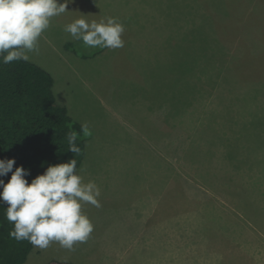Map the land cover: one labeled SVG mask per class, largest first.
Wrapping results in <instances>:
<instances>
[{
	"label": "rangeland",
	"instance_id": "374dc122",
	"mask_svg": "<svg viewBox=\"0 0 264 264\" xmlns=\"http://www.w3.org/2000/svg\"><path fill=\"white\" fill-rule=\"evenodd\" d=\"M180 1L74 0L28 53L91 130L77 173L101 207L83 206L87 242L34 247L25 264H195L192 246L228 249L216 264H264V0ZM82 17L118 18L124 47L72 39L64 27Z\"/></svg>",
	"mask_w": 264,
	"mask_h": 264
},
{
	"label": "clouds",
	"instance_id": "9594fccd",
	"mask_svg": "<svg viewBox=\"0 0 264 264\" xmlns=\"http://www.w3.org/2000/svg\"><path fill=\"white\" fill-rule=\"evenodd\" d=\"M70 2L74 0H0V62L28 61V53L38 51V42L52 18L69 11ZM64 31L87 48L114 50L125 44V26L115 17L99 22L78 18L65 25ZM81 132L91 135L87 123L81 125ZM78 136L76 131L67 134L68 151L75 155L81 152L76 144ZM15 164L14 158L0 159V177L12 173L7 183L0 179V201L8 205L5 217L14 226L9 236L41 250L55 242L74 251L77 244L87 242L94 225L83 206L101 207V191L94 180L84 182L76 171V159L49 165L31 183L26 179L30 171L23 166L13 171Z\"/></svg>",
	"mask_w": 264,
	"mask_h": 264
},
{
	"label": "trees",
	"instance_id": "16d2710c",
	"mask_svg": "<svg viewBox=\"0 0 264 264\" xmlns=\"http://www.w3.org/2000/svg\"><path fill=\"white\" fill-rule=\"evenodd\" d=\"M185 2L187 8L188 1ZM208 13L214 12H201V16L197 12L192 16L198 18L200 28L204 29L205 25L220 33L221 29L216 28L217 18L210 17ZM231 14L228 11L216 15L223 20ZM173 79L178 80L179 77ZM53 86L52 75L29 60L10 64L0 62V159L14 158L16 164L13 171L20 166L29 170L30 175L26 176L29 183L43 174L49 165L65 163L73 158L77 161V171L85 156L89 136L83 135L82 124L72 119L68 109L57 104ZM69 131L79 133L76 141L81 149L79 154L68 151ZM11 175L10 172L0 179L7 183ZM6 207L8 205L0 201V264H25L34 247L26 240L18 242L9 236L14 226L5 217ZM50 264L72 263L53 261Z\"/></svg>",
	"mask_w": 264,
	"mask_h": 264
},
{
	"label": "crops",
	"instance_id": "0c3cea01",
	"mask_svg": "<svg viewBox=\"0 0 264 264\" xmlns=\"http://www.w3.org/2000/svg\"><path fill=\"white\" fill-rule=\"evenodd\" d=\"M94 249L97 250V251H103L104 250L103 247H101V248H96L95 247ZM94 249H91V250H94ZM185 249H186L185 252H187L188 254L193 252L192 255L195 254L197 256L195 264H216V263H219L222 260L221 258H223L224 255L228 254V249H225V250L222 251L221 249L208 248V249H205L204 251H202V250H200V248L193 247V246L189 247V248H185ZM173 250H175V249H173ZM176 251H177L178 254L182 253L181 248L176 249ZM107 253L108 254H113V255L114 254H122V253L123 254H127V253H124V252H120L119 249H109V248H107ZM204 254H208L209 257H212V259H210L211 261L208 260L207 256L204 257L205 256ZM180 262H181V264H189V263H187L185 261V258H181ZM213 262H216V263H213Z\"/></svg>",
	"mask_w": 264,
	"mask_h": 264
}]
</instances>
